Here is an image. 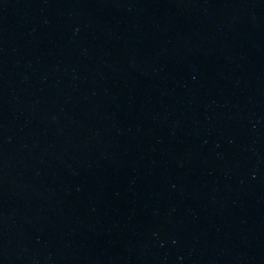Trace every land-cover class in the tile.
<instances>
[{"label": "water", "instance_id": "water-1", "mask_svg": "<svg viewBox=\"0 0 264 264\" xmlns=\"http://www.w3.org/2000/svg\"><path fill=\"white\" fill-rule=\"evenodd\" d=\"M0 264H264V0H0Z\"/></svg>", "mask_w": 264, "mask_h": 264}]
</instances>
